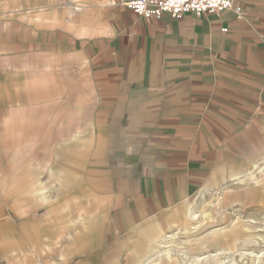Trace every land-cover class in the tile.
<instances>
[{"label":"crops","instance_id":"obj_1","mask_svg":"<svg viewBox=\"0 0 264 264\" xmlns=\"http://www.w3.org/2000/svg\"><path fill=\"white\" fill-rule=\"evenodd\" d=\"M125 1L0 0V110L28 113L15 175L36 188L13 205L23 256L117 264L138 228L264 168V0L151 21Z\"/></svg>","mask_w":264,"mask_h":264},{"label":"rangeland","instance_id":"obj_2","mask_svg":"<svg viewBox=\"0 0 264 264\" xmlns=\"http://www.w3.org/2000/svg\"><path fill=\"white\" fill-rule=\"evenodd\" d=\"M24 114L28 115V113H19L14 110H0V264H44L38 259L50 264H60L58 262L60 256L43 257L36 254L23 256L21 253L33 250H28L31 247L30 240L19 237V222L14 217L13 205L15 200L18 202L28 199L30 194L35 195L34 192H36L35 187L31 193L26 186L29 183L27 174L15 175V171H20V169H24L23 171L27 173L30 166L28 154L22 160L16 159L21 154L20 152L26 151L25 149L30 145L28 143L30 130L28 118L25 123L21 122ZM22 135L25 138L21 137ZM240 178H253L256 182L239 184L238 188L230 182L226 185V189L225 186L221 187L224 190H205L180 209L173 210L163 217L156 218L152 223L138 228L132 242L128 245L133 248L132 256L116 257L117 264L146 263L149 256L155 253L154 249L158 248L156 241L163 234L171 233L173 230L179 232L175 241L183 245L182 251L188 253L186 264H218L211 258V255L220 250H226L224 252L226 254H221L218 258L221 262L225 261L222 264H254L256 256L264 254V245H238L235 239L229 242L228 234L220 230L233 223L237 231L245 229L250 231L245 225L255 220L260 228L251 232L262 235L260 238H264V168L260 170V175H244ZM20 185L27 187L25 191H21V195L19 190H14ZM216 192L218 194L215 203L198 220V222L203 221L200 231L192 232V226L201 224H196L188 218L190 209L195 206L196 208L201 207L202 201L209 200ZM229 235L232 236V234ZM61 242L64 246L65 241ZM177 258H181L178 263L163 260L160 264H182V254ZM202 258L207 259L197 261Z\"/></svg>","mask_w":264,"mask_h":264},{"label":"bare ground","instance_id":"obj_3","mask_svg":"<svg viewBox=\"0 0 264 264\" xmlns=\"http://www.w3.org/2000/svg\"><path fill=\"white\" fill-rule=\"evenodd\" d=\"M235 176V175H234ZM252 176V175H250ZM233 177V176H232ZM231 177V178H232ZM245 178V177H243ZM249 180V181H248ZM254 182H256V180H254L253 178H247V179H235V181L233 182L234 185H236L238 188L239 184H254ZM227 188V186H225V189ZM218 193H213L210 197L209 200L207 201H202V205L199 208H196L197 206L193 207L190 209L189 214H188V218L191 219L192 221H195L196 224H201L199 226H192L191 231L192 232H198L200 231L203 221L198 222V220L200 219V217L205 214L215 203L216 198ZM257 221H252L249 222L246 226V228H249L250 231H248L247 229L245 230H241V231H237V229H235V227H233V223L228 224V226H226L225 228H220L221 232L223 233L226 232V234H228V241L230 242L231 239H235V241L238 242V245H243V246H255V245H264V238H260L262 237V235H256L255 233L251 232L253 230H258L260 227L258 226V224H256ZM219 230V229H217ZM185 232H189L188 230H184ZM214 232V231H213ZM181 233V231H180ZM179 232L176 230H173L171 233H165L163 234L162 237H160V239L158 241H156L155 244H157L158 248H155L154 251L155 253L152 256H149V258L147 259L146 263L144 264H160L163 260H168L172 263H178L181 261V258H177L180 254H182L183 260H182V264H186L185 261L188 258V253L187 251H182V249H184L183 245L181 244H177L176 237L178 236ZM229 234H232V236H230ZM159 243V244H158ZM160 248V249H159ZM180 251L177 253V251ZM226 252V250H220L215 252V254L211 255V258L216 262V263H224L225 261L221 262L218 260L219 256L222 254H226L224 253ZM264 258V254H262L261 256H256L255 260H254V264H264V260H262ZM207 258H202V259H198V262H201L203 260H205ZM206 261V260H205ZM191 263V262H190ZM233 264V263H232Z\"/></svg>","mask_w":264,"mask_h":264},{"label":"built area","instance_id":"obj_4","mask_svg":"<svg viewBox=\"0 0 264 264\" xmlns=\"http://www.w3.org/2000/svg\"><path fill=\"white\" fill-rule=\"evenodd\" d=\"M242 0H128L124 7L146 21L161 19L164 14L181 20L188 14L196 16L220 15L236 11L242 16ZM110 4H114L113 2Z\"/></svg>","mask_w":264,"mask_h":264}]
</instances>
